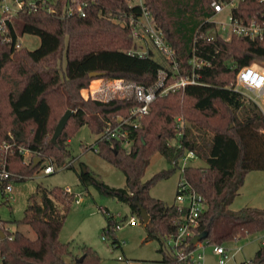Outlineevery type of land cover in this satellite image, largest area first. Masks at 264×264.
Here are the masks:
<instances>
[{
	"label": "trees",
	"instance_id": "obj_1",
	"mask_svg": "<svg viewBox=\"0 0 264 264\" xmlns=\"http://www.w3.org/2000/svg\"><path fill=\"white\" fill-rule=\"evenodd\" d=\"M76 2L86 3L85 15H66L65 7ZM210 2L144 0L156 26L175 49L180 61L178 74L191 73L186 61L193 45L210 65L197 71L201 84L185 85L151 102L140 127L132 130L128 148L116 140H97L95 147L89 145L123 172L124 187L108 185L86 165L77 173L83 185H91L101 194L126 203L131 213L139 216L137 203L145 208L149 220L144 224L143 241L158 242L162 264H191L189 257L179 258V252L166 243L169 236L177 233L182 212L174 203L167 204L149 193L155 182L177 169L185 148L205 162L204 166H187L183 171L206 204L194 230L196 234L209 229L201 242L221 244L264 231V208L242 207L236 211L228 208L247 172L264 170V114L258 105L227 87L239 67L249 64L262 67L264 39L233 36L224 40L219 35L210 40L202 38L209 37L207 31L213 27L205 22L213 13ZM246 3L251 12L257 5L256 0ZM52 6L53 12L24 9L16 17L14 27L19 35L29 33L39 37L36 48L15 49L13 42H5L0 35V145L3 141L14 142L28 148L32 155L27 161L15 149L9 152L8 168L19 176L17 180L31 176L46 158L56 165L66 163L69 138L82 125L98 135L108 120L118 114L127 115L138 104L132 92L106 100L85 97L82 90L92 80L123 79L150 87L161 70L168 73L166 82L174 79L173 74L177 76L163 57L156 58L153 51L143 56L126 53L134 46L128 18L140 13L139 6H129L127 0H55ZM92 72L99 74L91 76ZM67 109L73 112L52 143L55 125ZM177 116L184 120L181 148L167 145L176 136ZM155 152L165 156L172 167L142 181ZM38 158L40 161L32 167ZM74 197L73 192L62 187H37L22 218L13 221L16 225L30 226L34 238L19 230L10 231L0 218V230L4 233L0 239L2 264H99L100 258L90 246L83 245L78 257L73 255L68 242L59 239ZM113 224L111 216L107 217L104 229L112 234L111 243L116 246ZM192 248L187 245L182 252ZM251 262L264 264V244Z\"/></svg>",
	"mask_w": 264,
	"mask_h": 264
},
{
	"label": "built area",
	"instance_id": "obj_2",
	"mask_svg": "<svg viewBox=\"0 0 264 264\" xmlns=\"http://www.w3.org/2000/svg\"><path fill=\"white\" fill-rule=\"evenodd\" d=\"M55 0H1L0 1V35L5 42H13L15 49L22 47L20 35L14 27V19L21 10L29 11L42 9L47 12H53V3ZM129 6L137 5L140 7V13L133 16L129 15L128 23L130 25L131 36L134 40V46L126 50L127 54L143 56L149 51L156 52L159 56L169 64L172 68V77L174 79L166 82L168 73L164 70L159 72L156 82L150 87L126 82L123 79H111L110 85L107 83L99 84L96 89L89 88L88 94L92 98L94 94L106 96V99L112 97H124L127 92H132L138 104L131 107L127 115H115L108 120L103 130L97 135V140H116L124 147L130 145L132 141V130L137 129L141 125L142 118L148 113L151 102L158 96H162L169 91H175L188 84H201L198 80L197 73L204 66H209L208 60L202 58L197 53V49L193 45L192 51L187 59L190 67V74H178L179 60L176 56L175 49L166 40L161 29L156 26L155 20L151 12L144 6V0H127ZM257 5L253 11H248L250 5L246 0H211L210 6L212 14L205 19L210 22L213 27L207 31L209 37L202 36L210 40L212 34L220 36L224 40H230L231 37L237 36L249 40L264 39V0H256ZM86 3L76 2L74 5H67L64 9L66 15L78 14L85 15L84 7ZM15 37L13 38V36ZM197 36H195L196 40ZM147 44L148 46H146ZM109 80V79H108ZM229 89L240 93L248 102H253L261 108L264 104V66L256 67L254 64L244 65L237 69L234 79L227 86ZM103 99V100H106ZM176 136L167 142V145L174 148H181L183 138L184 120L181 116L174 119ZM96 141L90 145L96 146ZM16 150L25 157L31 154L30 150L25 147L16 146L14 142L3 141L0 145V191L11 197L12 181L15 174L8 168V154L10 151ZM197 158L193 150L184 149L183 155L178 159L177 169L180 171V177L177 182V190L174 204L182 212V222L175 235L169 236L166 243L169 247L179 252V258H190L191 264H203V255L199 251L200 242L196 245L190 244V239L194 235V230L199 225V217L206 208L204 198L197 193L191 186L190 182L183 174L188 159ZM72 161H68L62 167H69ZM173 164V163H172ZM55 171L53 163L50 161L43 167L44 173H52ZM70 191L69 188H65ZM75 203L80 202V198H74ZM123 222H116L113 228H118ZM127 223L136 225L137 221L135 213L129 217ZM105 238L104 236L102 237ZM1 239V238H0ZM119 244V241H118ZM117 244V245H118ZM264 244V234L261 239ZM191 245L193 248L186 253L182 250ZM213 251L219 256V264H225L227 252L221 244H215ZM244 264H252L251 260L243 261Z\"/></svg>",
	"mask_w": 264,
	"mask_h": 264
},
{
	"label": "rangeland",
	"instance_id": "obj_3",
	"mask_svg": "<svg viewBox=\"0 0 264 264\" xmlns=\"http://www.w3.org/2000/svg\"><path fill=\"white\" fill-rule=\"evenodd\" d=\"M15 21L16 19H14V23ZM20 41L22 47L27 49L36 48L40 42L37 35L29 33L20 35ZM154 55L156 58L159 57L156 52ZM260 65L264 66V63H260ZM111 81V79L103 80L105 84L109 85L112 83ZM99 84L101 83L90 82L88 88L82 90L83 95L89 96V88L94 90ZM94 95L97 97L96 99L107 98L100 94ZM260 109L264 114V104H261ZM96 139L97 135L87 125H82L70 136L68 141L67 162L68 160L72 161V167L63 168L62 165H56L54 161L46 158L31 176L17 180L19 176L15 174L12 181L11 197L0 191V218L6 221L10 231L19 230L26 236L34 238L35 232L30 226L16 225L13 222L24 215L29 197L35 193L38 186L46 189L54 186L69 188L75 194L74 198H80V202L75 203L73 199L70 203L69 211L59 233V239L69 243L74 256H81L82 246L88 245L99 256V264H162L159 262L161 254L157 251L158 242L155 240L143 241L145 229L140 217L135 214L137 224L129 225L127 221L132 213L126 203L113 196L101 194L93 186H85L79 181L77 173L82 165H86L95 176L108 185L113 187H124L125 185L123 172L101 158L94 149L89 148V145L93 144ZM31 157L32 155L28 154L24 158L29 161ZM50 161L53 163L55 171L46 174L43 172V167ZM187 165L204 166L205 162L202 159L194 158L188 159ZM171 167L172 165L165 156L155 152L141 179L146 181L156 172ZM179 177L180 171L175 169L168 177L158 180L150 187V195L167 204L174 203ZM242 207L264 208V170L247 172L243 185L228 206L233 211ZM109 216L113 223L123 222L113 230L114 236L119 241L116 246L111 243L112 234H108L104 229ZM263 234L264 231H257L241 239L221 243L227 252L225 264H239L252 260L255 252L261 246ZM214 245L206 241L200 242L199 251L203 255V264H219V256L213 251Z\"/></svg>",
	"mask_w": 264,
	"mask_h": 264
},
{
	"label": "water",
	"instance_id": "obj_4",
	"mask_svg": "<svg viewBox=\"0 0 264 264\" xmlns=\"http://www.w3.org/2000/svg\"><path fill=\"white\" fill-rule=\"evenodd\" d=\"M212 37H216V34L213 33ZM97 74H99V73H97V72L90 73L91 76H95ZM72 112L73 111L71 109H67L63 113V115L59 118L58 122L55 125L54 131H53L51 139H50L52 143L56 142L57 137L60 135L61 131L63 130V128H64V126H65V124H66V122H67V120L70 117ZM39 161H40L39 158L38 159H34L32 167H35L38 164ZM136 205H137V207L139 209V217H140V219L142 220L143 223H147L148 220H149V215L146 212L145 208L140 203H137ZM208 233H209V229H204L201 232L194 234L191 237V239H190V244L196 245L197 243H199L202 240L206 239V237L208 236ZM3 237H4V233H3V231L0 230V238H3Z\"/></svg>",
	"mask_w": 264,
	"mask_h": 264
},
{
	"label": "crops",
	"instance_id": "obj_5",
	"mask_svg": "<svg viewBox=\"0 0 264 264\" xmlns=\"http://www.w3.org/2000/svg\"><path fill=\"white\" fill-rule=\"evenodd\" d=\"M103 80H104V78H99V79H94V80H92L91 82H92V83H94V82H95V83H96V82L102 83ZM103 83H104V82H103ZM103 83H102V84H103ZM144 224H145V223H143V225H144ZM0 264H2L1 259H0Z\"/></svg>",
	"mask_w": 264,
	"mask_h": 264
}]
</instances>
